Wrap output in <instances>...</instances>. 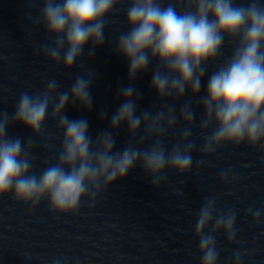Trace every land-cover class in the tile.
<instances>
[{"label": "clouds", "instance_id": "obj_1", "mask_svg": "<svg viewBox=\"0 0 264 264\" xmlns=\"http://www.w3.org/2000/svg\"><path fill=\"white\" fill-rule=\"evenodd\" d=\"M38 7L40 14L27 18L43 25L51 45H34L37 54L55 65L63 64L68 71L84 55L91 42L89 57L105 41L106 17L118 6L127 3L129 31L121 33L116 52L128 62L127 86L118 89L122 97L110 117L109 129L93 139L89 135L86 118L71 119L65 108L71 102L82 108H93L91 86L96 73L77 75L68 91H58L55 80H47L46 87L35 93L22 92L15 111H0V197L11 193L15 201L33 208L47 199L52 211L74 213L84 197L93 202L95 197L123 179L137 163L151 177L153 186L166 181V170L184 174L192 169L193 151L197 143L192 125L195 108L191 100L183 103L177 113L175 102L186 93L199 99L202 119L199 123L203 144L200 151L216 153L225 145L249 147L264 153V3L261 0H28ZM42 3V7L40 4ZM234 45L226 62L207 78L205 94L200 95L207 65L222 55L225 43ZM2 58V57H0ZM152 70L151 88L162 102L153 110L137 114L140 93L132 86L139 74ZM83 68L84 64L81 63ZM49 109L51 112L49 113ZM51 115L63 133L56 162L33 171L34 137L41 135L46 118ZM108 118L107 111L99 113ZM185 125L178 128V124ZM22 124L32 132L24 140L8 134L10 126ZM127 126L129 140L122 150L114 151L113 135L121 126ZM141 129H143L141 133ZM179 131V138L168 150L166 139ZM146 147H141L145 145ZM45 147H50L43 140ZM199 165L208 163L204 159ZM199 167L196 174H199ZM239 175L224 169L219 173L222 183H234ZM180 191V190H177ZM182 195L183 193L180 192ZM252 223H262L264 208L249 207ZM236 211H221L216 198L204 197L194 226L198 238L200 264H218L220 251L217 234L222 233L229 243L243 245L238 238ZM206 229H210L206 232ZM252 249L233 250L232 264H244ZM27 255V254H26ZM54 264H61L54 261Z\"/></svg>", "mask_w": 264, "mask_h": 264}]
</instances>
